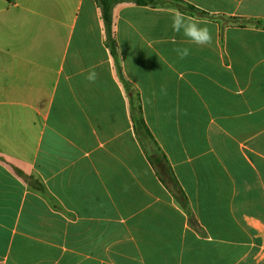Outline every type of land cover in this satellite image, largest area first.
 Masks as SVG:
<instances>
[{
  "label": "crops",
  "instance_id": "obj_1",
  "mask_svg": "<svg viewBox=\"0 0 264 264\" xmlns=\"http://www.w3.org/2000/svg\"><path fill=\"white\" fill-rule=\"evenodd\" d=\"M182 1L0 0V264H264V0Z\"/></svg>",
  "mask_w": 264,
  "mask_h": 264
},
{
  "label": "trees",
  "instance_id": "obj_2",
  "mask_svg": "<svg viewBox=\"0 0 264 264\" xmlns=\"http://www.w3.org/2000/svg\"><path fill=\"white\" fill-rule=\"evenodd\" d=\"M115 1H118V0H98L100 8H101L102 19L106 27L109 44L111 45V49L114 55H115L114 41L111 35V25L110 24H111V8ZM132 1L139 3V4H146V3L168 4L188 14L204 15V12L200 11L198 8L194 7L193 5L189 3L183 2L182 0H132ZM256 23L259 24V23H262V21H257ZM137 112L139 114L137 118L136 117L134 118L135 125H138L139 127L143 128V130L147 133L148 137H151L143 122V118L140 114V110L138 109Z\"/></svg>",
  "mask_w": 264,
  "mask_h": 264
},
{
  "label": "clouds",
  "instance_id": "obj_3",
  "mask_svg": "<svg viewBox=\"0 0 264 264\" xmlns=\"http://www.w3.org/2000/svg\"><path fill=\"white\" fill-rule=\"evenodd\" d=\"M172 27L174 31L181 32L188 40L197 45L208 44L211 40V35L206 26H202L199 21L188 19L183 14L177 13L173 16ZM178 53L181 56H187L189 51L187 48H184L178 50ZM87 79L94 80L95 73H89Z\"/></svg>",
  "mask_w": 264,
  "mask_h": 264
}]
</instances>
